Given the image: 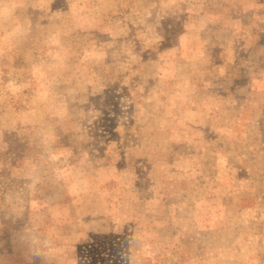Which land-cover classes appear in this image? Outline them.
Returning <instances> with one entry per match:
<instances>
[{"label": "rangeland", "instance_id": "1", "mask_svg": "<svg viewBox=\"0 0 264 264\" xmlns=\"http://www.w3.org/2000/svg\"><path fill=\"white\" fill-rule=\"evenodd\" d=\"M24 236L264 264V0H0V264Z\"/></svg>", "mask_w": 264, "mask_h": 264}, {"label": "clouds", "instance_id": "2", "mask_svg": "<svg viewBox=\"0 0 264 264\" xmlns=\"http://www.w3.org/2000/svg\"><path fill=\"white\" fill-rule=\"evenodd\" d=\"M50 47H56L59 45V35L53 34L48 38L47 41ZM52 59H58L59 53H49ZM21 244L23 245L22 259L24 264H35L36 260H39L43 257L44 253L42 252L40 246L33 240L27 238L26 236L21 237Z\"/></svg>", "mask_w": 264, "mask_h": 264}]
</instances>
